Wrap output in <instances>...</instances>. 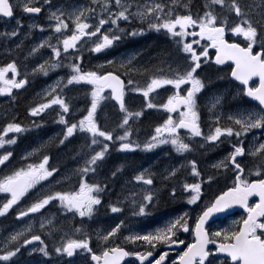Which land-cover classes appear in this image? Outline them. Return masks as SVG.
I'll return each mask as SVG.
<instances>
[{"label":"snow or ice","instance_id":"obj_1","mask_svg":"<svg viewBox=\"0 0 264 264\" xmlns=\"http://www.w3.org/2000/svg\"><path fill=\"white\" fill-rule=\"evenodd\" d=\"M189 4L190 0H168L167 3L164 0H91L90 6H80L57 5L54 0H0V20L7 23L14 19L17 8L32 16L46 10L47 26L31 24L29 29L51 32L29 49L28 56H34L41 49L50 50V58L35 65L30 72L27 67L22 72L16 59L0 66V96L14 99V91L26 89L30 76H47L52 70L67 67L70 70L67 78H60L38 94L40 100L28 109V115L43 117L57 106L55 122L64 129L57 139L58 145L65 146L77 134L86 138L73 157L82 164L59 178V167L49 163L51 156L40 155L46 145L22 157L25 161L38 157V162L27 163L0 176L3 196L0 217H6L16 208L15 219L23 224L0 240V264H23L20 257L24 252L46 258L41 264H125L129 257H134L138 264H264V0H205L202 13L195 14ZM180 7L186 10L184 14L177 11ZM133 20L146 25V29L120 27L121 22L131 24ZM22 28L20 20H16V26L0 32V38L8 41L19 37ZM146 30L168 35L183 63L156 66L143 85L131 76L141 71L134 65L136 55L120 60L118 65L115 60H107L96 70L82 67L84 51L101 53L122 38L142 36ZM229 34L241 38V42H230ZM22 43H17L16 49ZM210 50H214L213 55ZM224 65L230 68L228 75L234 89L211 92L206 102L210 118L205 130L199 100L206 88L211 89L213 80L204 72L213 66L222 71L220 66ZM218 79L225 77L218 76ZM72 86L85 88V95L90 98L89 106L84 109L86 114L75 122L69 116L76 109L65 94ZM169 86L171 94L166 102L155 103L153 94ZM130 93L143 97L145 103L140 110L128 107L126 97ZM105 101H115L122 113L115 128L102 126L97 118ZM245 101L247 106L242 103ZM229 103L236 105L235 111L225 114ZM152 109L163 110L167 117L141 142L134 138L137 134L134 125L146 110ZM32 125L42 126L36 120H32ZM29 130L15 117L0 129V150H3L0 166L7 167L13 156L11 146L17 144L19 134ZM255 130H259V135ZM246 140L249 141L247 149ZM224 143L230 145V151L212 168L225 173L232 170L234 175L231 186L210 200L205 198L203 185H211L215 177L205 176L196 159L170 166L161 174L163 181H171L184 173L193 179V182L181 180L180 190L182 195L187 194L188 205L197 206L194 218L185 211L146 234L135 232L124 220L106 231H88L84 227L103 206L108 189L107 183L95 180L90 183L88 177L98 173L113 146L122 153H135L170 145L183 156ZM246 155L251 159L250 166L244 162ZM123 171V166L117 167L111 173L112 178ZM73 180L76 184L70 190L56 187ZM129 183L139 191L109 202L108 209L117 214L124 212V205H131L133 216L149 215L150 206H157L160 199L159 189L155 187L157 174L148 168L137 170ZM34 189V198L26 206L21 205ZM168 194L176 199V187H171ZM253 197L258 200L250 204ZM50 205L57 207L66 219L79 217L80 226L72 224L65 228L59 224L55 214L45 212ZM236 206L246 215L228 227L211 229L209 222L213 218L220 219V214ZM122 229L129 234L121 236ZM190 232L193 236L190 242L180 238L181 233ZM128 244L144 246L145 250H129L125 247ZM158 247L175 249L176 255L169 259L167 250L157 255Z\"/></svg>","mask_w":264,"mask_h":264},{"label":"rangeland","instance_id":"obj_2","mask_svg":"<svg viewBox=\"0 0 264 264\" xmlns=\"http://www.w3.org/2000/svg\"><path fill=\"white\" fill-rule=\"evenodd\" d=\"M57 1V0H55ZM66 1L68 3L71 4H75V5H80V6H84V5H91V0H62V2ZM164 2H168V0L164 1ZM183 2V0H182ZM61 3V2H60ZM57 5H60L59 3H56ZM65 4V3H64ZM99 11V9H98ZM26 19L29 20L28 23L29 25L31 24H37V25H45L47 26V24L49 23L47 20V15L46 18L42 21V15L38 16H32V15H27ZM37 19V21L35 20ZM124 22L120 23V27L122 28V24ZM108 26L106 25L105 28H107ZM38 31L37 29H29L28 26V30H24L23 32H21V35L19 37H16L5 41L3 38L2 41H0V54L2 53L3 50L9 49V51L12 50H16V44L19 42H23L22 44L29 42V49L31 47H33L35 44L39 43L42 39L46 38L48 35L51 34L50 31H46L44 33H40L37 37H35L32 40V37H34V32ZM103 31V30H102ZM29 32L31 33L29 35ZM13 40L14 42V46H11V41ZM114 47V45L110 48L112 49ZM29 49L27 51H25V63L27 64V70L30 72L32 70V68L37 65L38 63H43L44 60H47L50 58V50L49 49H41L39 53L35 54L34 56H28V52ZM107 49L101 53H90L88 51H84V63H86L88 66H83L85 69H89V70H96L97 67L101 64H105L107 60H115L117 62V65L119 64L120 60L125 59L129 56L132 55H136L137 59L134 61V65L137 63L139 56H140V49L139 47H132L130 49H124L122 51H120L118 54L114 55V56H110L107 54V52L110 50ZM122 49V48H120ZM166 48L162 47L160 49V52L165 51ZM87 53V54H86ZM13 54H16V52H14ZM23 54V52L19 51L17 52L18 56H21ZM86 54V56H85ZM14 56V55H13ZM15 59V58H13ZM10 62V61H8ZM6 62L1 63L0 65L3 66L5 65ZM167 63H170L167 61H165ZM65 64L68 63L67 60L64 61ZM20 64V62L18 63V65ZM20 68H25V66H23L22 64L19 65ZM58 71V73H57ZM55 70H52L49 72V74L47 76H44L42 74H38V77L35 76V78H32V86L31 89L29 90L28 94L26 95L27 100H24V103L27 104V106L31 107L34 103L39 102L40 100V96L38 94H41L45 89H47L50 85L54 84L57 80H59L60 78H67V76L69 75L70 70L67 67H60L57 68ZM222 75L225 74H229L230 73V69L226 68L225 70H223L222 72H220ZM9 76H11V74H9ZM43 78L47 79L48 78V82L43 81ZM41 83H43L44 85H42ZM41 85V90L40 92H35L36 87ZM143 85V84H141ZM234 86V84H233ZM86 89L81 87V86H72L69 89L65 90V94L69 97V99L71 100V103L73 104L74 108L76 109L75 113L70 115H76L78 114L80 111H83L85 109V107L89 106V100L90 98L88 97V99H81V98H76V97H83L82 94H85ZM34 92V93H33ZM171 94V90H170V86L168 88L165 89H160L159 92L155 95L156 98L154 99L155 103H163L166 102V98L168 95ZM81 95V96H80ZM158 96L160 98L161 101L160 102L158 99ZM3 99H5V97H2ZM1 101V99H0ZM110 101H105L104 104L101 105L102 107H107L105 108V110L103 111V116L101 117L102 119H99L100 123L102 124V126H107L108 122H112L113 119L115 118V115L110 116V114H108L109 111H111V104H109ZM206 102L205 103V107H206ZM126 103L128 105V107L131 110H140L143 106H144V99L141 95L139 94H132L130 93L127 97H126ZM1 105H4L3 103H1ZM6 106V105H5ZM10 107V106H9ZM7 110H3V108L1 107V111H5V112H1V113H8V108ZM101 108L98 110V113H100ZM10 109H16L15 107H10ZM207 109V107H206ZM59 109L57 106H54V109H50L48 110L47 113H45L43 116L47 117V121H49V123H53L52 126L48 125L47 127H35L33 129H30L29 131H27V135L23 138H25L27 140V144L26 145H20L18 142L16 145H14V149L16 147H19L20 149L22 148V154L23 156L26 155L28 152H31L32 150L41 147L42 145H46L44 153L42 154H47L48 152V147L50 146L51 143H53L55 145V143H57V139L58 137L62 134L63 132V125H60L58 123H56L55 121L58 119L57 113H58ZM84 114H86L83 111ZM98 113H97V117H98ZM206 113H209L208 111ZM167 114L165 112H163V110H146L145 111V115L142 118V122L140 125V141H145L147 140L151 134H153L154 128L155 126H158L160 123L163 122L164 119H166ZM16 118V117H15ZM81 118L78 117L77 119ZM76 119V120H77ZM117 119V118H116ZM118 120V119H117ZM75 122V120H74ZM51 126V127H50ZM36 130V132H35ZM49 131V132H48ZM184 134V130H181V135ZM47 135L50 139L47 138ZM53 137V138H52ZM52 139V140H51ZM47 140V141H46ZM80 142V144L86 143V138L80 134H77L75 137L71 138L70 142H66V145L63 146L62 149H60V151L58 152V154L56 153L54 156L51 157L50 159V165L52 166H56L59 167L60 172L58 173L59 176L57 178H59L60 176L71 172L73 169L77 168L80 164H82V161L79 159H76L75 164H73L72 167L67 168V169H63L60 165L61 163L64 161L65 163H68L69 161L72 160V158L74 156H76L77 152L80 150L81 147H79L80 144H78ZM14 149H10V150H14ZM3 151V150H2ZM135 153H138L140 155V163L137 164L134 168H133V174L137 171V170H143L145 168L151 169L154 173H156L158 175V179L162 180V176L161 174L164 173L165 169H167L170 166H179L181 163H186L185 160L179 159V160H175L177 158H180L182 155L177 154L174 149L170 146V145H165L162 146L160 148L155 149L154 151L151 152H145V151H137ZM164 157H166L167 159H165ZM166 160V164L167 166H163L162 163H164V160ZM17 161H21L20 159H16V160H12V158L10 159V161L8 162L7 167L2 170V168H0V172L2 173L1 176H3L6 173H9L11 170H14L16 168H13L16 164ZM34 162H38V158L36 161ZM33 163V162H32ZM174 164V165H173ZM61 167V168H60ZM119 167V166H118ZM104 168V167H103ZM129 169L130 168H125L124 167V171L123 173H117L116 175V180L110 181V185H113V189H115L118 186H122V181L123 179L129 174ZM184 177H187V174L184 173ZM132 178V177H131ZM127 181H130L128 178ZM193 182V181H191ZM47 183V182H45ZM74 184H76V181L73 180L71 183L69 182H64L61 184L56 185L58 190H62L65 189L66 187H73ZM177 181H169V186L167 187V191L175 186L177 189V198L173 199L174 200V204L171 203L169 197V201H167L168 203H171L169 206L171 205H182V201L179 197V192L178 189H180V184L177 186ZM109 185V186H110ZM134 189H137L138 187H133ZM163 187L161 185V191H162ZM47 190V189H45ZM139 191V188H138ZM36 190L34 189L33 192H30L28 194V196H26L22 201L21 204L23 202H25V205L31 201V199L34 198L33 193H35ZM168 194V192L166 193ZM128 195H124L123 197H127ZM207 197L208 200H210V196H205V198ZM120 198V197H119ZM172 199V198H171ZM111 200L113 202H115L117 200V198H111ZM177 200V201H176ZM162 202V200H161ZM107 206V205H106ZM188 207V206H187ZM166 208V207H165ZM161 207V210L165 209ZM107 212H103L102 214H96V216L90 220V221H86L84 224V227L88 230V231H106L111 229L112 227H114L116 225V222L119 223L121 220H124V222H133L136 223V225H131L130 227L138 233L141 234H146L149 231H154L156 228L158 227H162L164 226V224H166L168 222V220L179 216L178 214H183V212L187 211L190 213V215L193 216V218L195 217V215L198 212L197 206H190V208H185L183 209L184 211L180 212V213H175V212H170L167 213L166 215H157V216H151V215H147L144 217H138V216H126L121 217L117 214H113L110 212V210L108 209V207H106ZM46 213H50V214H55V216L57 217V221L59 224H62L65 226V228H68L70 225L75 224L77 226V224L80 225V218L76 217L75 219L72 218H65L64 216H62L60 214V212L58 211L57 207L55 206H49V208L45 211ZM104 213H106L107 215H105ZM151 208H150V214H151ZM27 219V218H26ZM15 221L13 222V224L6 226V227H2L0 228V240H2L7 234L13 232L14 230L19 229L20 227L23 226L22 222L17 221L16 219H14ZM103 221H107V223L103 222ZM88 222H93V223H88ZM95 222L97 223V227L93 226L95 224ZM191 223V220L190 222ZM147 224L149 228L144 229L146 227ZM129 232L125 229H122L121 231V236L124 235H128ZM129 246L132 248V250H135V248L137 249H142L145 250L144 246L141 247H137L136 245H131L129 244ZM93 247L94 250L96 248V241L95 238L93 239ZM160 248V247H158ZM36 255V259L33 261L29 258V256H26V258L24 260H22L23 264H41V261L46 259L41 257L39 254H35ZM82 259V258H81Z\"/></svg>","mask_w":264,"mask_h":264},{"label":"flooded vegetation","instance_id":"obj_3","mask_svg":"<svg viewBox=\"0 0 264 264\" xmlns=\"http://www.w3.org/2000/svg\"><path fill=\"white\" fill-rule=\"evenodd\" d=\"M1 21V20H0ZM241 40V38H240ZM203 43V42H202ZM211 51V50H210ZM213 83H215L216 85H212L211 88H214L216 86V88L213 91H224V90H233L234 86L233 83H229V85H224V83L221 81H218L217 79H212ZM207 89V88H206ZM204 90V94H202V96L205 97H209L210 94L208 92V90ZM244 103L245 106H247V102H242ZM236 108V105L234 103H229L225 106L224 112L225 114H229L231 112H234ZM208 110H205V112L201 111V120H202V127H205V130H207V122L209 121L210 118V113H206ZM256 134L259 135V130H255ZM252 136V133L249 134V137ZM249 146V141L246 140L245 141V147L247 149V147ZM230 151V145L228 143H224L222 145H220L219 147L216 148H212L209 147L207 150H198L195 153H190V154H186L187 160L188 159H196L198 162V165L202 171V173L207 176V175H213L215 177L214 182L209 185V184H204L203 185V189H204V193L205 196H210V199H212L216 194H218V192L222 191V190H226L227 187L231 186L232 183V179H233V172L232 170H229L228 172H223L222 170L217 171L215 169L212 168V165L214 163H216L218 160L222 159L228 152ZM244 162L249 164V166L251 165V159L246 155L244 158ZM105 167H101L102 173L104 172ZM246 173H247V169H246ZM187 182H191L193 181V179L191 177H186ZM256 200H251L250 204L255 202ZM246 213L244 212L243 209L237 210L236 212H234L233 215H230L228 217L225 218H221L219 220H216L212 223H210V227L212 230H219L221 227H228L230 226L233 221H238L241 219V217L245 216ZM181 239H184L186 242H190L193 239V236H191L190 233L187 234V236H185L183 233H181ZM127 248H129V246H125ZM138 250H142V249H138ZM167 250L166 247L165 248H157V252L156 254L158 255L161 251H165ZM143 251V250H142ZM170 254H176V250L172 249L169 252V256ZM127 261V263L125 264H138V262L135 260L134 257H130Z\"/></svg>","mask_w":264,"mask_h":264},{"label":"bare ground","instance_id":"obj_4","mask_svg":"<svg viewBox=\"0 0 264 264\" xmlns=\"http://www.w3.org/2000/svg\"><path fill=\"white\" fill-rule=\"evenodd\" d=\"M192 1L193 0H190L189 6L192 4ZM64 3L66 4L67 2L64 1V2H61L59 4H64ZM43 20L44 19H42V21ZM21 21H25V19L21 18ZM161 48H162V46H160L157 43V44H154L149 50H144V52L142 53L141 57L139 58V60L137 61V63L135 65H137V66H146V65H148L150 63H153V65H155L157 63L164 64L166 59H167L168 62H171V60H172L171 52L168 49H166L163 52H160ZM28 49H29V42H26V43L22 44V47L20 49H16V50H12V51H9V49L3 50L2 53L0 54V64L3 63V62H6V61L7 62L11 61L13 58H15L18 62H20L23 66L26 67L27 64L25 63L24 60H25V51H27ZM19 51L23 52V54L21 56L17 55V52H19ZM14 52H16V54H13ZM36 77H38V74L36 75ZM29 78L32 79V78H35V77L30 76ZM24 100H27V98H24V99L21 100L22 101L21 102L22 105H20L21 107H24L25 105H27V104L24 103ZM6 106L9 107L8 105H6ZM6 106L0 104V112H5V111H1V107L3 108V110H7ZM15 108L16 109H10V107H9L8 108V110H9L8 113H2V119H4L3 117H8V116L13 115V113H20L18 111L17 107H15ZM139 163H140L139 159H134V160L127 161V160H125L123 158H117L114 162H112L110 165H108L104 169V172H103V180H104V182L107 183L108 185H110V181L116 180V177L112 178L111 173L118 166H123L125 168H130L129 169V174L125 178H128L129 180H131V177H132V174H133V168ZM162 165L165 166V167L167 166L166 163H162ZM106 174H107V176H106ZM125 178L121 182L122 186H118L115 189H113V185H110V187L112 188L113 192L115 193L113 198L123 197L124 195H129L130 193H132L134 191H138V188L134 189L133 187H136V186H134L133 184L129 183V181H127V179H125ZM179 178L180 177H177V178H174L173 180L174 181H178ZM161 185L163 187L162 191H161ZM168 186H169V181H161L160 179H158V175H157V183H156L155 187L157 189H159V196H162V193H165V195L169 197V194H166L168 192L167 191V187ZM160 199H161V197H160ZM160 199L158 201L157 206L153 207L151 215L159 213L161 211V207L165 208V207H168L171 203L174 204L173 203L174 200L169 197L171 203H168L166 206L163 207L161 205ZM175 205H177V204H175ZM104 214L107 215L106 213H104ZM103 222L107 223V221H103ZM134 224L136 225V223H133V222H125L126 226H131V225H134Z\"/></svg>","mask_w":264,"mask_h":264},{"label":"trees","instance_id":"obj_5","mask_svg":"<svg viewBox=\"0 0 264 264\" xmlns=\"http://www.w3.org/2000/svg\"><path fill=\"white\" fill-rule=\"evenodd\" d=\"M204 3H205V0H193V1H192V4L189 6L190 9H191V11H192V13H193V14H195V13H197V12L202 13ZM177 11H178L180 14H184V12H185L186 10H185L184 8L180 7V8H178ZM136 26H137V28H140V26H138V25H136ZM131 38H132V37H131ZM162 38H165V37H162ZM140 40L143 41L144 38L141 37ZM153 41H154V42H153L154 44H157L158 42H160V45H161L162 47H166V49H168L167 46H169V43H166V45H164V44H163V43H164V40H163V39L153 38ZM168 50H169V49H168ZM85 56H86V55H85ZM155 61H156V60H155ZM85 65H86V63L83 64V66H85ZM163 65H165V64H159V63H157V64L153 65V63H150V64H148V65H146V66H136V68H137V69H140L141 71H140V72H134V74H133V78H134V79L138 78V79H140L141 81L144 82V81H146V80L148 79L149 75L151 74V71H154V70H155V67H156V66H160V67H161V66H163ZM143 69H148V70H150V71H149V72H144ZM21 102H22L21 100H18V102L16 103V105H17V109H18V111L20 112V113H19V121L21 122V124H23L24 126L28 127L29 129H33V128H35V126L32 125V120H36L37 123H40V124L43 126V120H42V118H33V117H30V116L28 115V109H29L30 107L27 106V105H25L24 107H21V106H20V105H22ZM116 124H117V123H116ZM116 124H115V126H116ZM135 125H138V122H137ZM0 129H1V126H0ZM53 150H55V149H53ZM53 150H51V152H53ZM24 165H25V164L19 165L17 168H19V167H21V166H24ZM106 176H107V174H106ZM88 180L91 181L92 178L89 177ZM73 187H74V186H73ZM70 188H72V186L69 187L68 189H70ZM160 197H161L160 201L162 200L161 205H162L163 207L166 206V205L168 204L167 201H169V199L167 198L168 196H166L165 193H162V196H160Z\"/></svg>","mask_w":264,"mask_h":264},{"label":"water","instance_id":"obj_6","mask_svg":"<svg viewBox=\"0 0 264 264\" xmlns=\"http://www.w3.org/2000/svg\"><path fill=\"white\" fill-rule=\"evenodd\" d=\"M252 199V198H251ZM239 206H236V207H234V208H238ZM232 209H230L228 212H230ZM227 212V213H228ZM227 213H222V214H220V216H223V215H225V214H227Z\"/></svg>","mask_w":264,"mask_h":264}]
</instances>
